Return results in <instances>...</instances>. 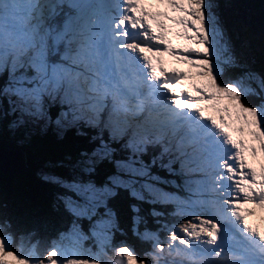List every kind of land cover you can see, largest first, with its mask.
<instances>
[{
  "label": "snow or ice",
  "instance_id": "1",
  "mask_svg": "<svg viewBox=\"0 0 264 264\" xmlns=\"http://www.w3.org/2000/svg\"><path fill=\"white\" fill-rule=\"evenodd\" d=\"M4 132L59 155L0 264H264V0H0Z\"/></svg>",
  "mask_w": 264,
  "mask_h": 264
},
{
  "label": "water",
  "instance_id": "2",
  "mask_svg": "<svg viewBox=\"0 0 264 264\" xmlns=\"http://www.w3.org/2000/svg\"><path fill=\"white\" fill-rule=\"evenodd\" d=\"M28 165V158L22 152L0 145V186L17 204L39 205L46 194L41 188L38 171H30Z\"/></svg>",
  "mask_w": 264,
  "mask_h": 264
},
{
  "label": "trees",
  "instance_id": "3",
  "mask_svg": "<svg viewBox=\"0 0 264 264\" xmlns=\"http://www.w3.org/2000/svg\"><path fill=\"white\" fill-rule=\"evenodd\" d=\"M220 2L226 5H243L246 3H258L259 0H220ZM1 134H4V137L0 136L2 146L8 148H19L17 145H23L25 146V149L27 148L31 150V154L28 155V166L30 171L32 172L39 171L43 163L50 159H54L59 155V153L55 151V145L58 143V141H56L55 138L52 136L34 135L30 142H24L23 137L21 136L14 137L6 132L0 133V135ZM41 188L46 194V190L43 188L42 185ZM0 198L9 200L10 202H14L12 196L10 197L2 186H0Z\"/></svg>",
  "mask_w": 264,
  "mask_h": 264
},
{
  "label": "bare ground",
  "instance_id": "4",
  "mask_svg": "<svg viewBox=\"0 0 264 264\" xmlns=\"http://www.w3.org/2000/svg\"><path fill=\"white\" fill-rule=\"evenodd\" d=\"M165 59L170 60V58L168 57H165ZM169 67L180 68L181 70H184V71L188 70L186 66L175 64L174 62H171ZM260 217H261V214L259 213V210H258L257 215L254 217H250L249 219H250V222L254 223L255 225L264 227V221H262Z\"/></svg>",
  "mask_w": 264,
  "mask_h": 264
},
{
  "label": "rangeland",
  "instance_id": "5",
  "mask_svg": "<svg viewBox=\"0 0 264 264\" xmlns=\"http://www.w3.org/2000/svg\"><path fill=\"white\" fill-rule=\"evenodd\" d=\"M186 71H188V70H186ZM258 211V210H257Z\"/></svg>",
  "mask_w": 264,
  "mask_h": 264
}]
</instances>
